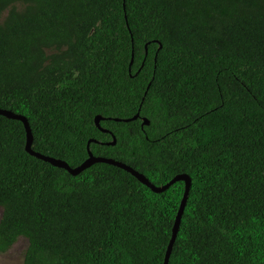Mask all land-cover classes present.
Listing matches in <instances>:
<instances>
[{"label": "trees", "instance_id": "1", "mask_svg": "<svg viewBox=\"0 0 264 264\" xmlns=\"http://www.w3.org/2000/svg\"><path fill=\"white\" fill-rule=\"evenodd\" d=\"M0 110L72 169L91 142L157 188L188 176L168 264H264V0H0ZM26 143L0 116V254L164 264L184 182Z\"/></svg>", "mask_w": 264, "mask_h": 264}, {"label": "water", "instance_id": "2", "mask_svg": "<svg viewBox=\"0 0 264 264\" xmlns=\"http://www.w3.org/2000/svg\"><path fill=\"white\" fill-rule=\"evenodd\" d=\"M0 116L5 117V118L10 119V120L20 121L21 123H23L24 128L26 130V135H27L26 152L29 155H31V156L39 159V160H42L44 162H47V163L51 164L54 167L64 169L72 176H78L83 171H85L86 169L90 168L91 166H93L95 164H107V165L114 166V167L120 168V169L128 172L133 177H135L141 184L147 186L149 189H151L152 192L157 193V194L166 191L171 185H173L176 182H179V181L180 182H184L185 183L184 197H183L182 203L180 205V209H179V212H178V215H177V218H176V222H175V225H174V228H173L172 238L170 240V243H169V246H168V250H167V253H166V256H165V261H164V264H168L169 263V258H170V255H171V252H172V249H173V245H174L176 237H177V233L179 231L181 218H182L183 211L185 209V205H186V202H187V199H188V195H189V191H190V188H191V179L188 176H186V175L176 176L166 186L157 188L154 185H152L143 175L139 174L138 172L134 171L133 169H131L130 167H128V166H126V165H124L122 163L116 162V161H114L112 159L94 157L93 154L89 150V145H90L91 142H89V144H88V153H89L88 160L85 163H83L81 166H79V167H77L75 169H72L65 162H62V161H59V160H55V159L40 155V154H38V153H36V152H34L32 150L33 135H32L29 123H28L26 118H24L22 116L15 115L12 112L3 111V110H0ZM138 118H139V113L134 118L129 119V120H124V122L128 123V122L136 121ZM100 120L101 119L99 117L96 118V120H95L96 126L98 128H100V125H99ZM115 121H120V120H115ZM143 124L144 125H148V122L146 120H143ZM115 144H116V141L114 140L109 145H115Z\"/></svg>", "mask_w": 264, "mask_h": 264}, {"label": "rangeland", "instance_id": "3", "mask_svg": "<svg viewBox=\"0 0 264 264\" xmlns=\"http://www.w3.org/2000/svg\"><path fill=\"white\" fill-rule=\"evenodd\" d=\"M27 246V240L20 239L8 252L0 254V264H23L24 253Z\"/></svg>", "mask_w": 264, "mask_h": 264}]
</instances>
